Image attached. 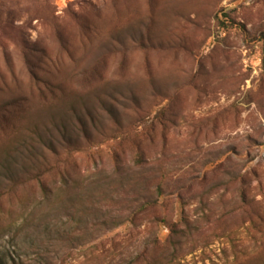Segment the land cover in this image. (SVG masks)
I'll list each match as a JSON object with an SVG mask.
<instances>
[{"label": "rangeland", "instance_id": "obj_1", "mask_svg": "<svg viewBox=\"0 0 264 264\" xmlns=\"http://www.w3.org/2000/svg\"><path fill=\"white\" fill-rule=\"evenodd\" d=\"M0 259L264 264V0H0Z\"/></svg>", "mask_w": 264, "mask_h": 264}, {"label": "trees", "instance_id": "obj_2", "mask_svg": "<svg viewBox=\"0 0 264 264\" xmlns=\"http://www.w3.org/2000/svg\"><path fill=\"white\" fill-rule=\"evenodd\" d=\"M221 18L223 19L222 22L223 24L225 25H229L228 22H227V19L228 18V15L224 12H222V15H221ZM231 22L230 25L233 26L234 24L236 25V22L233 20V21H229ZM35 228V227H34ZM15 261V259H13V262ZM0 264H5V262H3L1 259H0Z\"/></svg>", "mask_w": 264, "mask_h": 264}]
</instances>
